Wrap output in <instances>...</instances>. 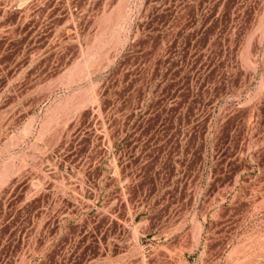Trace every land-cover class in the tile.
<instances>
[{
    "label": "rangeland",
    "instance_id": "1",
    "mask_svg": "<svg viewBox=\"0 0 264 264\" xmlns=\"http://www.w3.org/2000/svg\"><path fill=\"white\" fill-rule=\"evenodd\" d=\"M0 264H264V0H0Z\"/></svg>",
    "mask_w": 264,
    "mask_h": 264
}]
</instances>
